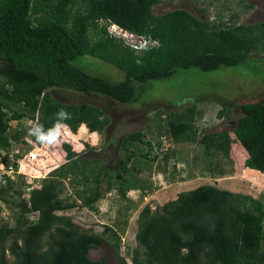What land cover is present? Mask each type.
<instances>
[{"label": "trees", "instance_id": "obj_1", "mask_svg": "<svg viewBox=\"0 0 264 264\" xmlns=\"http://www.w3.org/2000/svg\"><path fill=\"white\" fill-rule=\"evenodd\" d=\"M161 1L0 0V148L7 166L17 172V159L33 147L45 146L28 137L26 126L9 133L11 121L26 117L47 127L54 113L64 108L72 114L66 128L73 134L82 125L89 132H102L109 124L108 114L99 106L61 102L52 90L94 93L131 103L138 94L136 86L149 80L165 79L190 67L207 72L239 65L252 53L264 51V19L251 24L217 22L198 18L185 8L154 14L152 7ZM110 25L149 43L134 46L110 32ZM79 56L108 62L124 77L112 81L92 73L75 62ZM240 110L231 130L233 138L229 130H221L205 132L199 141L208 150L219 149L225 158L230 157L231 143L237 142L253 167L264 172V96L241 103ZM227 113L223 107L218 111L221 116ZM167 116L165 124L159 125V136L168 135L173 143L193 139L195 106H189L186 115L170 111ZM144 136L140 130L124 135L117 158L120 167L114 174L104 159L80 156L62 141L64 161L52 167L39 186L22 180L21 195L13 201L18 210L14 223L0 224V264H115L107 257L89 256L103 244L102 235L82 229L58 212L75 206L95 210L117 183L124 195L123 174L136 170L132 143L147 145L141 153L144 159L161 158L165 163L170 148L159 157ZM19 141L25 152L10 160L9 149ZM67 180L76 189L71 201L69 195L61 197ZM13 182L9 175L0 174V198L14 188ZM140 188L146 191L145 185ZM33 212L38 216L30 219ZM137 222L132 264H264V204L249 195L201 184L178 192L153 210L145 205ZM104 228L114 233L111 226ZM115 254L117 264H131L125 255Z\"/></svg>", "mask_w": 264, "mask_h": 264}, {"label": "rangeland", "instance_id": "obj_2", "mask_svg": "<svg viewBox=\"0 0 264 264\" xmlns=\"http://www.w3.org/2000/svg\"><path fill=\"white\" fill-rule=\"evenodd\" d=\"M174 8H185L198 18L217 22L251 24L264 19V0H163L154 5L152 11L160 14ZM109 31L127 42L136 40L135 36L116 25H110ZM75 62L112 81H119L124 77L115 66L95 57L79 56ZM136 87L138 94L131 103H121L94 93L52 90L54 97L61 102L86 101L99 106L108 114L110 122L102 132H89L82 125L73 134L65 128L61 140L53 145V151L48 149L49 145L33 147L31 151L35 155L29 152L17 159L18 172L27 177L9 175L14 180V188L0 198V224L14 223L18 210L13 201L21 195L19 191L23 179L32 183L33 187L39 186L41 178L52 167L64 161L62 141L70 143L80 156L104 159L105 167L114 174L120 167L117 158L121 155L124 135L140 130L145 135V140L156 141L161 132L159 125L165 124L167 114L174 111L175 114L186 115L189 106H195L193 125L196 134L193 139L176 143L167 135L171 148L165 163L161 158L144 159L141 153L145 152L147 145L132 143L130 147L135 152L136 162H133L136 170L123 174L121 182L125 187L124 195L117 189V183L116 187L96 203L95 210L75 206L58 212L71 217L82 229L102 235L103 244L92 249L89 256L93 259L107 257L117 264V252L125 255L131 263L132 250L137 244L135 234L140 209L149 205L153 210L174 199L178 192L201 184H213L233 193L249 195L264 204V174L253 167L249 158L241 151L239 143H231L230 157L225 158L219 149L208 150L199 141L203 133L221 130H229V135L233 138L231 130L241 115L240 104L264 96V51L252 53L239 65L221 66L207 72L190 67L181 69L171 77L149 80ZM222 107L228 111L223 116L218 114ZM28 121L26 117L20 121H11L8 132L13 133L18 127H25ZM25 147L22 141L12 144L9 156L15 158L17 154H23ZM141 185H145L146 191L141 192ZM75 191L74 185L67 180L61 197L69 195L71 201L72 195H76ZM76 201L79 203V200ZM37 216L38 213L33 212L29 218L35 219ZM105 225L111 226L114 233L105 230ZM115 243L119 245V249ZM5 253L7 259L12 261L13 257L8 250Z\"/></svg>", "mask_w": 264, "mask_h": 264}, {"label": "clouds", "instance_id": "obj_3", "mask_svg": "<svg viewBox=\"0 0 264 264\" xmlns=\"http://www.w3.org/2000/svg\"><path fill=\"white\" fill-rule=\"evenodd\" d=\"M72 119V114L65 110L64 108L58 109L54 113L53 120L50 126H45L38 121H28L27 135L30 138H34L35 142L41 145H55L57 144L63 134L64 129L67 127V121ZM2 167V165H0Z\"/></svg>", "mask_w": 264, "mask_h": 264}, {"label": "built area", "instance_id": "obj_4", "mask_svg": "<svg viewBox=\"0 0 264 264\" xmlns=\"http://www.w3.org/2000/svg\"><path fill=\"white\" fill-rule=\"evenodd\" d=\"M134 46L135 45H141V46H144L146 45L147 43H149V40H145V39H136L134 42H131ZM160 140V146L158 147L156 141H152L151 140V145H152V151L154 153L158 152L159 153V157H162L163 153L166 152L168 150V148H171L170 147V140L169 138L167 137V135L165 134H162L159 136V139ZM31 153L32 155H35L31 149L28 151V153ZM5 154V151H3L1 148H0V165H2V167H0V174H7V175H10V174H14V169H13V166L12 165H8L5 164L3 161H2V156ZM10 159L12 160L13 158L10 157ZM16 173H19L18 172V168H17V172Z\"/></svg>", "mask_w": 264, "mask_h": 264}, {"label": "crops", "instance_id": "obj_5", "mask_svg": "<svg viewBox=\"0 0 264 264\" xmlns=\"http://www.w3.org/2000/svg\"><path fill=\"white\" fill-rule=\"evenodd\" d=\"M259 171V170H258ZM260 173L264 174V172L259 171Z\"/></svg>", "mask_w": 264, "mask_h": 264}]
</instances>
